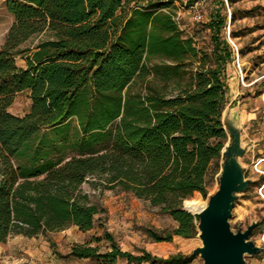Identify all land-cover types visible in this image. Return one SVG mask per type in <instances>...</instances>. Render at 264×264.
Masks as SVG:
<instances>
[{
    "label": "trees",
    "instance_id": "16d2710c",
    "mask_svg": "<svg viewBox=\"0 0 264 264\" xmlns=\"http://www.w3.org/2000/svg\"><path fill=\"white\" fill-rule=\"evenodd\" d=\"M133 2L139 0H6L14 22L0 48V243L70 226L91 231L104 208L83 190L89 181L168 214L172 229L146 228L153 242L198 234L188 198L208 197L210 169L228 141L222 114L234 51L222 34L226 17L212 12L206 51L185 36L170 10L173 0L147 8ZM43 33L50 36L26 46ZM19 56L26 67L17 65ZM24 91L29 111L11 113ZM104 239L106 251L95 237L57 255L99 264L194 258L134 254L108 231Z\"/></svg>",
    "mask_w": 264,
    "mask_h": 264
},
{
    "label": "rangeland",
    "instance_id": "374dc122",
    "mask_svg": "<svg viewBox=\"0 0 264 264\" xmlns=\"http://www.w3.org/2000/svg\"><path fill=\"white\" fill-rule=\"evenodd\" d=\"M170 1L139 0L133 2L131 6L147 8ZM223 1L224 5H220L217 0H205L202 6L204 17L201 21H196L191 11L180 9L175 2L170 10L174 12V17L185 36H192L197 47L206 51L212 48L211 32L207 27L212 12L221 9L226 17L222 34L232 46L234 58L227 67L228 92L224 111L230 109L242 127V141L247 151L241 158V163L246 177L253 180L236 201L230 223L236 232L239 228L245 230L254 221L259 222L250 238L263 248V252L246 255L245 260L246 264H264V0H236L233 4L228 0ZM234 14L236 19L232 21ZM13 22L14 16L8 11L6 0H0V48ZM49 36V33L37 35L29 40L26 46L34 48ZM16 63L21 67L27 65L26 59L21 56L17 57ZM194 66L191 65V68ZM189 79L188 74L184 82ZM30 105L29 92L24 91L17 95L9 111L23 115L29 111ZM229 141L228 136L227 143ZM222 161L210 169L209 194H213L218 189ZM82 188L90 194L93 201L104 208V212L96 216L94 228L85 233L79 231L76 226H70L37 237L14 235L11 240H16L13 244L17 248H22L20 253L31 252V255L25 256L26 259L30 260L33 255L35 264H99L94 259L60 257L57 254L64 256L69 253L73 244L87 242L95 237H100L102 240L94 241L93 244L99 246L100 251H106L110 248V244L104 239V231L110 232L123 250L140 254L141 250L145 249L160 258H167L179 252L190 256L193 250L202 244L197 235L191 238L178 236L170 242L168 249L160 251L154 247V242L145 230L150 227L157 230L175 227L176 222L168 214L130 193L103 190L90 181ZM188 199L187 205L191 212L195 213L202 208H197L194 200L200 199L206 204L208 197L204 198L200 192H195ZM183 207H185L184 202ZM115 264L130 263L120 258ZM189 264H203V260L200 256H194Z\"/></svg>",
    "mask_w": 264,
    "mask_h": 264
},
{
    "label": "water",
    "instance_id": "95a60500",
    "mask_svg": "<svg viewBox=\"0 0 264 264\" xmlns=\"http://www.w3.org/2000/svg\"><path fill=\"white\" fill-rule=\"evenodd\" d=\"M222 123L230 141L223 148V161L218 189L208 195L206 205L197 213V237L201 246L190 256H200L203 264H246V255L261 254L263 248L251 240L259 222L254 221L245 230L232 229L230 219L236 201L245 192L252 179L247 178L241 158L247 148L242 141V127L230 109L222 114Z\"/></svg>",
    "mask_w": 264,
    "mask_h": 264
},
{
    "label": "built area",
    "instance_id": "2783aa9c",
    "mask_svg": "<svg viewBox=\"0 0 264 264\" xmlns=\"http://www.w3.org/2000/svg\"><path fill=\"white\" fill-rule=\"evenodd\" d=\"M176 5L182 10H189L193 14L196 21L203 19L202 6L205 0H173ZM0 264H24V258L13 259L11 256L0 251Z\"/></svg>",
    "mask_w": 264,
    "mask_h": 264
},
{
    "label": "crops",
    "instance_id": "0c3cea01",
    "mask_svg": "<svg viewBox=\"0 0 264 264\" xmlns=\"http://www.w3.org/2000/svg\"><path fill=\"white\" fill-rule=\"evenodd\" d=\"M30 95V93H29ZM16 236H19V235H16ZM13 237V236H12ZM175 237H178V236H175ZM174 237V238H175ZM16 240H11V237L8 239L7 242L5 243H0V251L11 256L13 259H18L20 257H23L24 258V264H35L34 262V258H33V255L30 257V260L26 259L25 256L26 255H31L30 251L28 252V254H22L20 252H22V248H17L13 243L15 242ZM169 244L170 242H154V247L160 251H163V250H166L168 249L169 247ZM166 246V247H165ZM25 251V250H24ZM143 264V263H142Z\"/></svg>",
    "mask_w": 264,
    "mask_h": 264
},
{
    "label": "bare ground",
    "instance_id": "6f19581e",
    "mask_svg": "<svg viewBox=\"0 0 264 264\" xmlns=\"http://www.w3.org/2000/svg\"><path fill=\"white\" fill-rule=\"evenodd\" d=\"M194 203L197 204V208H203L206 204L202 202L200 199L194 200ZM192 205V204H191ZM199 212V211H198ZM197 213V212H195ZM183 246V245H182ZM166 247V246H165Z\"/></svg>",
    "mask_w": 264,
    "mask_h": 264
}]
</instances>
